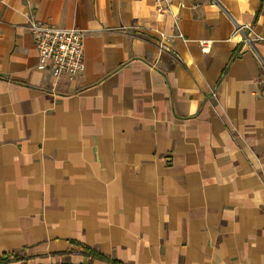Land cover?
Segmentation results:
<instances>
[{
  "label": "crops",
  "instance_id": "0c3cea01",
  "mask_svg": "<svg viewBox=\"0 0 264 264\" xmlns=\"http://www.w3.org/2000/svg\"><path fill=\"white\" fill-rule=\"evenodd\" d=\"M31 20L84 32L82 75ZM89 251L264 264V0H0V264Z\"/></svg>",
  "mask_w": 264,
  "mask_h": 264
},
{
  "label": "built area",
  "instance_id": "2783aa9c",
  "mask_svg": "<svg viewBox=\"0 0 264 264\" xmlns=\"http://www.w3.org/2000/svg\"><path fill=\"white\" fill-rule=\"evenodd\" d=\"M160 10L168 11L173 0H154ZM239 27L238 30H242ZM29 32L39 55L37 68L50 73L56 81L74 79L85 70L84 32L31 20ZM209 48H205L208 50Z\"/></svg>",
  "mask_w": 264,
  "mask_h": 264
},
{
  "label": "trees",
  "instance_id": "16d2710c",
  "mask_svg": "<svg viewBox=\"0 0 264 264\" xmlns=\"http://www.w3.org/2000/svg\"><path fill=\"white\" fill-rule=\"evenodd\" d=\"M89 254L91 256L98 257V258L103 259V260H109L112 264H122L121 262H119L117 260L109 259L108 257H105L104 255L99 254L98 252H95V251H89ZM1 262H2V260H0V263Z\"/></svg>",
  "mask_w": 264,
  "mask_h": 264
}]
</instances>
